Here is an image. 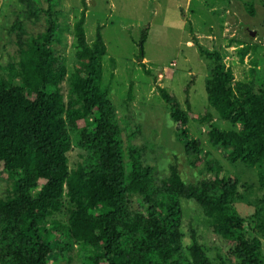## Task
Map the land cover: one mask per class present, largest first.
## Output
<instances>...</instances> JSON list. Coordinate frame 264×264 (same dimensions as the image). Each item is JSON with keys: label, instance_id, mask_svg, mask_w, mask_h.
I'll use <instances>...</instances> for the list:
<instances>
[{"label": "trees", "instance_id": "1", "mask_svg": "<svg viewBox=\"0 0 264 264\" xmlns=\"http://www.w3.org/2000/svg\"><path fill=\"white\" fill-rule=\"evenodd\" d=\"M17 2L22 9L8 29L16 60L0 75V175L12 180L0 195V264H53L54 253L67 260L54 264H73L76 252L81 264H264V57L251 62L249 80L237 81L218 50H200L210 62L209 107L231 123L230 130L208 112L202 118L193 113V81L185 87L186 110L174 94L157 88L190 166L212 175L188 183L173 165L160 179L156 166L143 159L144 146L124 147L118 107L103 80L108 51L101 28L92 43L87 40L86 0L71 29L61 0ZM66 30L75 41L70 72L55 47ZM147 30L137 56L143 69ZM257 48L246 46L241 59ZM127 96L123 106L133 97L132 85ZM191 119L204 124L208 143L225 150L230 163L257 168L263 195L253 215L254 236L235 208L244 200L238 179L223 175L219 161L190 137ZM75 148L85 154L71 168ZM181 199L195 203L207 219L206 241L193 224L184 227ZM63 214L66 221L57 218Z\"/></svg>", "mask_w": 264, "mask_h": 264}, {"label": "rangeland", "instance_id": "2", "mask_svg": "<svg viewBox=\"0 0 264 264\" xmlns=\"http://www.w3.org/2000/svg\"><path fill=\"white\" fill-rule=\"evenodd\" d=\"M86 36L89 43L95 39L98 28L106 44L108 54L103 60V80L111 90V100L118 107L120 124L123 128L124 147L144 146L143 159L158 169L157 177L165 178L169 168L177 166L181 178L188 183H197L212 175L202 166H190L184 153V144L174 131V123L167 104L162 100L158 87L174 94L186 108L185 87L193 81L189 92L193 113L205 116L225 130L232 129L231 123L219 119L209 107L205 80L209 75V61L202 58L201 48L218 50L223 63L232 70L237 81L250 79L251 62L264 57V0H86ZM82 0H61L62 13L68 15L70 29L80 17ZM22 7L17 0H0V75L8 74V65L16 60L15 37L8 29L15 19L16 11ZM33 32L34 27L30 26ZM144 29H148L144 43L143 69L137 56ZM254 34V36L251 35ZM66 36V37H65ZM63 40V42H61ZM55 45L61 61L69 72L75 65L73 36L66 30ZM246 46L258 47L242 60L241 51ZM148 70L150 75L146 74ZM69 75V74H68ZM133 97L128 98L130 86ZM69 80L63 82L62 92L67 99ZM240 125L234 129H240ZM190 137L199 139L204 152L212 154L223 167V175L232 174L240 183L244 200L235 208L244 218V227L252 232L255 207L263 193L259 190L258 170L243 163L232 164L223 149H215L208 143L204 124L191 119L188 125ZM136 134V135H134ZM84 152L72 149L69 152L70 167L82 163ZM16 176L19 172L15 173ZM12 180L0 175V195H6ZM183 225L200 229L205 241L208 236V221L200 208L181 199ZM67 220V214L58 216ZM58 240L63 239L61 235ZM220 249V248H218ZM264 253V242H263ZM75 255V252H74ZM51 263L66 262L60 254L50 257ZM80 253L76 252L73 264H81Z\"/></svg>", "mask_w": 264, "mask_h": 264}, {"label": "water", "instance_id": "3", "mask_svg": "<svg viewBox=\"0 0 264 264\" xmlns=\"http://www.w3.org/2000/svg\"><path fill=\"white\" fill-rule=\"evenodd\" d=\"M251 35H252V36H254V34H253V33H251Z\"/></svg>", "mask_w": 264, "mask_h": 264}]
</instances>
